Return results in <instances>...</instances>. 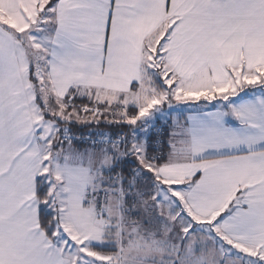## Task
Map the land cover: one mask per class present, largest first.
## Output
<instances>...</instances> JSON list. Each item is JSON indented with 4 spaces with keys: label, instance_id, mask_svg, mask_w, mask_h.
I'll list each match as a JSON object with an SVG mask.
<instances>
[{
    "label": "snow or ice",
    "instance_id": "snow-or-ice-1",
    "mask_svg": "<svg viewBox=\"0 0 264 264\" xmlns=\"http://www.w3.org/2000/svg\"><path fill=\"white\" fill-rule=\"evenodd\" d=\"M0 264H264V0H0Z\"/></svg>",
    "mask_w": 264,
    "mask_h": 264
}]
</instances>
